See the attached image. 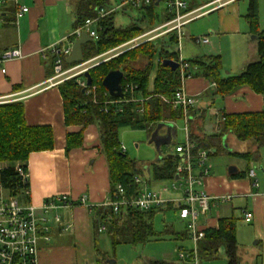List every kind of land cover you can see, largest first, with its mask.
Here are the masks:
<instances>
[{
  "label": "trees",
  "instance_id": "16d2710c",
  "mask_svg": "<svg viewBox=\"0 0 264 264\" xmlns=\"http://www.w3.org/2000/svg\"><path fill=\"white\" fill-rule=\"evenodd\" d=\"M71 2L74 6L72 32L82 26L85 20L94 18L98 10L109 9L107 0H70ZM196 2L199 1L190 0L188 10L199 8L200 6H197ZM248 2L247 12L244 16L250 34L256 38V61L247 64L241 73L229 78L221 77V59L218 55L196 57L185 61L190 65V69L196 70L195 74L214 85L215 96H229L233 92L247 87L263 100V106L259 112L223 114L218 123V132L213 135H203L202 116L191 118L187 123V140L189 144L194 145V153L197 150H211L210 156L225 154L236 157L246 164L260 161L259 151L264 150V30L258 29L257 0H248ZM137 12L140 15L139 19L124 28L115 26L113 22L115 12L104 16L99 21L98 39H91L81 47L82 60L75 64H67L64 60L63 66L65 68L75 67L79 63L100 56L159 22L155 6L145 7ZM166 38L168 44L177 43L175 33L167 35ZM68 39L70 42L76 40L71 36ZM155 57L157 65L151 87H149V78ZM141 59L145 60L146 64L137 68L135 64ZM163 60L175 62L177 60L176 53L171 54L162 47L159 50L153 41L146 42V44L92 67L88 71L91 87H94L91 95H88L86 90L82 92V87L77 85L80 76L58 85L63 103L64 124L80 128L77 133L66 134V153L73 149H79L83 144L84 130L94 124L97 125L99 145L107 163L111 193L116 185H121L127 191L135 194L139 184H135L134 178L141 176L142 171V165L131 160L125 151L121 150L119 130L122 128L144 130L150 137L158 125L165 122L175 123L177 120L183 119L182 111L180 109L173 110L169 103L179 85L178 71L172 72L168 67L163 66L161 62ZM119 70L124 77L121 82L122 89L124 90L126 86L132 87L131 90L125 91L120 100L111 97L102 87L105 75L110 71ZM228 134L235 137L238 142H252L255 145V150L248 153L225 152L222 139ZM53 144L54 136L49 126L36 127L25 123L23 103L0 104V186L11 196H17L19 192L28 187V180L26 183L19 180L14 163H17L23 172L27 173L26 160L28 157L32 153L51 151ZM178 161L177 155L170 154L151 163L147 167L150 180H146V183L173 180ZM249 171L248 165H246L244 171L237 172L231 177L245 178ZM166 209L173 210V207L169 205ZM92 211L95 230L99 225H104L111 246L116 248L118 245L136 247L151 241L156 236L152 227L153 215L162 210L155 209L144 212L129 209L119 214H113L110 208L97 206ZM235 226L234 217H224L218 220L216 227L205 229L203 237L197 244L199 260L214 259L217 257L218 251L222 250L226 256V264H240L237 255L238 243ZM174 236L175 240L183 241L187 234L185 231L174 234ZM98 261L100 264H104L103 259ZM143 264L168 263L161 260H149Z\"/></svg>",
  "mask_w": 264,
  "mask_h": 264
},
{
  "label": "crops",
  "instance_id": "0c3cea01",
  "mask_svg": "<svg viewBox=\"0 0 264 264\" xmlns=\"http://www.w3.org/2000/svg\"><path fill=\"white\" fill-rule=\"evenodd\" d=\"M233 2L228 0L226 5L220 7L224 10L227 6L229 13L225 15L224 11H219L220 17L215 28L220 36L237 38L248 36L249 38L251 34L246 20L243 21L238 15V9ZM17 4L26 7L29 12L16 18L12 6H8L2 13L4 21L0 24V104L23 103L25 123L36 127L49 126L54 136L51 151L32 153L26 160L27 205L41 208L48 198L55 196H66L73 202L83 195L86 196L83 206L74 205L56 210L61 221L51 225L49 242L42 241L39 244V263L100 264L98 260L103 259L104 264H107L112 260L107 256L102 257L96 247L98 233H103L105 230L102 232L95 230L92 211L97 206L103 207L111 193L107 163L99 145L98 126L94 124L86 128L83 132L82 146L66 153V134L77 133L80 128L64 124L59 84L54 85L49 82L53 75L54 53L52 50L55 47L61 49L69 44L68 37L72 33L74 22L73 10L69 6V0H17ZM60 4L63 5L66 17H62ZM9 9L11 16L7 12ZM250 40L255 42L256 38L251 37ZM16 49L21 54L20 58L1 62L3 53ZM254 51H256L255 46ZM245 66L242 67V71ZM195 72V69H190L191 78L185 82L187 94L194 96L197 102L188 112L189 120L208 113L214 121L211 125L203 120L201 126L203 135H213L218 132V123L223 114L261 111L263 100L249 88L239 89L229 96L217 97L214 95L212 84ZM231 76L226 75L225 78ZM164 124L152 131V134L156 132L155 139L159 148L169 144L174 136L172 127L168 128L169 123ZM231 136L228 134L222 139L223 149L229 153L238 152L235 149L237 140L232 136L234 141L230 143ZM254 150L255 145L251 142L247 147L243 146V151L239 153ZM212 176L213 173L201 178V191L210 197L233 193L238 194L237 198L242 195L241 199L244 198L242 211L253 213L254 233L258 240L256 245L261 244L264 247V232L261 230V225H264V187L255 188L251 184L252 179L249 180L247 177L235 179L228 175V172L227 176L222 175L217 178ZM148 186L150 184L146 183V188ZM167 194L172 195V193ZM166 195L163 194V198L166 199ZM172 196V198L179 197L177 194ZM223 205L211 202L206 215L198 219L199 228L202 231L216 227L219 219L233 217L232 207H229L225 214L221 213L222 211L218 208ZM212 208L218 209L219 212L208 214ZM186 239L191 243L188 235ZM238 258L242 264L240 257ZM176 261L179 264L177 259ZM254 264H264V253L259 252L255 255Z\"/></svg>",
  "mask_w": 264,
  "mask_h": 264
},
{
  "label": "built area",
  "instance_id": "2783aa9c",
  "mask_svg": "<svg viewBox=\"0 0 264 264\" xmlns=\"http://www.w3.org/2000/svg\"><path fill=\"white\" fill-rule=\"evenodd\" d=\"M228 0H214L209 6L215 8L226 5ZM233 1V0H230ZM190 0H120L117 8L121 9H135L142 10L148 6H155L156 10L162 7L164 14V22L158 26L151 27L145 32L139 34L131 41L119 45L117 48L111 49L99 57L91 58V60L77 64L75 67L65 68L63 66L64 60L71 54V43L61 49L53 48V75L49 82L58 85L66 80L80 76L77 80V85L82 87L83 91L86 90L88 95L94 91V87L87 86V80L82 76L83 73L88 72L92 67L99 65L94 63L98 58L106 60L117 57L119 54L132 50L134 47L159 40L169 34L175 33L177 35V42L180 41L183 33L182 27L189 21L199 17L202 9L208 6H200L194 10H188ZM11 4L13 13L16 18L20 15L28 13V9L24 6L17 4V0H0V24L4 19L2 13ZM116 9H100L97 11L96 16L89 20H85L84 24L75 29L71 33V37L80 38L81 34H86L93 40H97V29L99 28V21ZM201 12V13H200ZM196 44H207L206 38L194 39ZM180 51V49H179ZM1 62L9 59L20 58L21 54L18 49L7 50L2 54ZM177 56L176 62L178 63L179 85L176 92L169 101L173 110L180 109L184 120L185 142L178 143L174 148L173 154L178 156V163L175 167V178L170 181L169 187H164L162 191H154L146 188V181L141 176L135 177V184H139L138 191L131 193L123 188L121 185H116L110 198L103 207L110 208L113 214L125 212V210H137L149 212L155 209L162 210L167 206H172L174 213L177 215L178 220L185 224L188 239L192 243V248L182 250L178 248L176 257L179 264H198L199 257L197 256V244L203 237V231L199 228V217L205 216L213 201L215 204H225L233 200L232 194H223L221 196L210 197L204 191L197 190L194 185L200 186L201 178L210 175V166L207 161L210 157L211 150L203 151L197 150L195 153L194 145L189 144L187 140L188 131L187 123L189 120L188 112L195 106L196 99L194 96L187 94L185 89V82L191 78L189 73L190 65ZM4 73V71H2ZM214 87V85L212 84ZM132 87L126 86L123 94ZM172 125L173 123H169ZM124 151V150H123ZM16 170L19 174V180L23 183L27 181V173L23 172L21 167L16 164ZM247 174V179H252L251 184L253 187L258 188L259 184L255 180V172L252 169ZM3 194H0V264H40L39 263V244L49 242L51 225L60 223V216L56 210L61 208H69L74 205L83 206L86 202V196L83 195L76 202L71 201L66 196H55L48 198L41 208L32 205L20 204L17 196H11L0 186ZM27 195V187L22 190V194ZM172 193L179 195L178 198H163V194ZM243 222L249 224L253 219V213L246 210L242 211ZM105 230L104 225L98 227V232Z\"/></svg>",
  "mask_w": 264,
  "mask_h": 264
},
{
  "label": "rangeland",
  "instance_id": "374dc122",
  "mask_svg": "<svg viewBox=\"0 0 264 264\" xmlns=\"http://www.w3.org/2000/svg\"><path fill=\"white\" fill-rule=\"evenodd\" d=\"M257 2L259 16L258 29L260 31H263L264 0H257ZM107 3L109 6L108 10H110L111 8L116 9V11H114L115 15L113 18V22L116 27L119 26L124 28L130 26L131 23L135 22V20L139 19L140 17L139 13L135 9L117 8V5L120 3V0H107ZM233 3H235L236 8L238 9V15L242 17L243 21H245L244 15L247 12L249 3L248 0H237ZM197 4V6H203V4L199 2ZM9 6H11V4H9ZM62 6L60 4V10H62V17H66L64 15L65 10ZM69 6L73 10L74 6L72 2L70 3V0ZM0 9H3V7ZM222 9L223 8L220 7L214 8L213 6H208L202 9L201 12L204 13H202L199 17L189 21L185 26L182 27L181 31L183 33V36L181 37L180 41L174 44H168L167 38L165 37L153 41L154 45L159 50L162 47L165 48V50H167L171 54L176 53L178 56H180L182 60L186 61L189 60V58H193L196 56L202 57V55H219L221 59V77L225 78L226 75L231 76L241 73V69L245 66V64L252 62V60H257L256 51H254V46L256 47V41L254 42L250 40L251 37H254L253 35L249 36V38L248 36L240 38L232 36H220L219 31H217V29L215 28L220 17L219 11H224L225 15L229 13L227 6L224 7V10ZM7 12L9 15L11 13L10 9ZM157 13L159 15V22H156L153 27L158 26L160 23L165 21L163 19L164 14L162 12V7L157 10ZM198 38H206L208 40V43L196 44L193 40ZM129 41H126L119 45L125 44ZM104 57H108V55ZM104 57L98 58L96 61H94V63L100 64L99 61L103 60ZM156 60L157 58L155 57L153 59V70L149 78V87H151V83L154 77L153 75L155 73V68L157 65ZM145 64V60L141 59L136 62L135 66L137 68H141ZM201 116L204 118V121L209 122L211 125L214 123L208 113L207 115L205 113V115ZM184 125L185 123L183 119L177 120V122L173 123L171 126L174 131L172 141L169 144L162 145L159 149L156 148L153 142H150L151 137H149L148 133L144 130H132L130 128H122L119 130L118 134L120 148L122 151H125V153L131 160L138 162L142 165V171L140 175L143 180H150V174H148L147 172V167L151 163L157 162L158 159L164 157L165 155L172 154L174 152L176 144L185 142L186 136L184 131ZM232 139L233 138L231 136L229 140L230 143L234 141ZM236 142L237 147L235 146V149L238 152L243 151V146L247 147L248 143H251H243L238 141ZM259 155L261 156L260 161L249 162V164H246L244 161L236 157L234 158L225 154L210 156L207 161V164L210 166V175L213 173L212 177L216 178L222 175L227 176V170L229 168L234 167L237 169V171L242 172L244 171L246 165H248V168L254 170L256 175L255 180L258 182L259 186L264 187V150H260ZM169 185L170 181H152L148 188H150L149 190L151 191H162L164 187H169ZM194 186L197 190H201L200 186ZM260 191H262V189H260ZM0 194H3L2 190H0ZM232 195L235 197L233 198L232 203H225L226 205H223V207H220L221 209H218L222 211V214H225L228 208L232 207V212L234 213L233 217L236 221L235 236L236 241L238 243L237 255L238 257H240L242 264H254L255 255L259 252L264 253V247H262L261 244L260 246L256 245V242H258V240L255 237L253 221H251L249 224L243 222L244 213L242 212V208L244 205V198L241 199L242 195H239L240 197L237 198L236 196L238 194L236 195L232 193ZM165 197L167 200L169 198H172L173 196L167 194ZM17 199L20 204H25L27 206L26 194H22V192H19L17 194ZM218 209L212 208L208 214H213L216 211L219 212ZM153 216L154 218L152 219V227L156 233V236L151 241L136 247L131 245H118L116 248H113L110 244L109 236L107 235V233H98L96 240L97 252H100L102 257L107 256L110 260H114L115 264H143L149 260H161L168 264H177V249L181 247L183 250H190L192 248L191 243H189L187 239H183V241H177L174 239V234L185 232V224L184 222L181 223L178 220L177 215L171 209L163 208L162 211H157L156 213H154ZM261 226V230L262 232H264V225L262 224ZM216 256L217 257L211 260L201 259L199 260L198 264H226V256L223 254L222 250H219Z\"/></svg>",
  "mask_w": 264,
  "mask_h": 264
},
{
  "label": "water",
  "instance_id": "95a60500",
  "mask_svg": "<svg viewBox=\"0 0 264 264\" xmlns=\"http://www.w3.org/2000/svg\"><path fill=\"white\" fill-rule=\"evenodd\" d=\"M214 0H199V3L209 6L213 3ZM92 38L87 37L86 34H81L80 38H76L71 44V56L66 59L67 64H75L77 62H80L82 60V51L81 47L85 45L87 42H90ZM162 65L165 67H168L172 72H175V70L178 68V63L175 61L170 60H163L161 61ZM87 80V86H91V79L89 78L88 72L83 73L82 75ZM123 73L119 71H110L108 72L104 79L102 80V87L105 89L108 94L116 99H122L123 98V91L121 87V82L123 79ZM83 92V90H82ZM165 124H160L157 126V129L164 126ZM171 125L168 124V128H170ZM155 132V131H154ZM155 133L152 134L150 142H154L155 146H157V149H159L158 142L155 139ZM167 143V142H166ZM228 175H235L238 171L236 168L231 167L228 170ZM107 264H114V260L110 261Z\"/></svg>",
  "mask_w": 264,
  "mask_h": 264
}]
</instances>
